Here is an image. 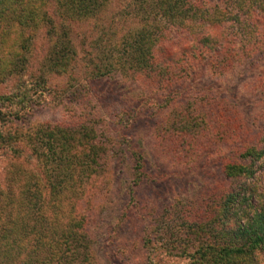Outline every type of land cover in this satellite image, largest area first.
<instances>
[{
	"label": "trees",
	"instance_id": "obj_1",
	"mask_svg": "<svg viewBox=\"0 0 264 264\" xmlns=\"http://www.w3.org/2000/svg\"><path fill=\"white\" fill-rule=\"evenodd\" d=\"M45 1L52 3L56 23L44 17ZM107 1L0 0V18L14 17L17 24L0 31V80L13 77L14 99L23 105L40 102L45 93L38 89L42 82H35L36 76L41 80L35 74L67 73L74 58L71 25L96 18ZM137 2L143 24L128 35L130 41L123 42L124 55L154 83L177 85L188 76L186 70L192 71L203 61L218 74L252 60L264 61V0ZM151 11L164 22L159 30L151 31L146 23ZM38 24L44 26L49 45L32 74L24 56L30 39L26 30ZM171 29L178 40L168 43ZM256 81V89L264 95V67ZM183 107L184 111L178 108L165 120L159 141L166 144L172 161L182 166L207 157L213 145L231 143L230 153L219 155L228 185L200 199L170 205L160 213L150 208L140 242L145 264H254L255 252L264 248V122L251 142L242 119L227 105L200 96ZM5 140L11 139L0 131V143ZM27 142L41 166L42 184H35L30 194L28 189L21 190L18 201L6 190L0 205V264H72L79 258L73 263L88 264L91 237L83 206L77 201L85 195L88 181L105 171L112 142L95 117L84 116L67 123L42 124ZM35 207L37 214L32 211ZM43 229L48 238L42 243L34 235ZM30 235L27 251L23 239ZM39 246L47 249L41 263L35 260ZM23 249L25 256L19 257Z\"/></svg>",
	"mask_w": 264,
	"mask_h": 264
},
{
	"label": "rangeland",
	"instance_id": "obj_2",
	"mask_svg": "<svg viewBox=\"0 0 264 264\" xmlns=\"http://www.w3.org/2000/svg\"><path fill=\"white\" fill-rule=\"evenodd\" d=\"M137 5V0H108L96 18L72 24L69 39L74 58L67 73L35 74L41 79L36 76L35 82H42L38 89L45 93L40 102L23 105L12 94L16 86L13 77L0 80V131L11 139L0 143V205L6 190L12 200L18 201L21 190L28 189L30 194L35 184H42L41 166L30 154L27 142L40 125L95 117L112 142L113 152L107 158L105 171L93 182L88 181L85 195L77 201L83 206L91 237L88 264H145L140 242L150 208L160 213L170 205L227 188L219 155H228L231 143L213 145L207 157L182 166L172 161L166 144L159 141V129L178 108L184 111L182 106L194 97L219 101L242 119L251 142L264 122V95L256 89L264 61L252 60L220 74L208 69L203 61L192 71L186 70L188 76L170 87L144 76L142 69L124 55L123 42L130 41L128 35L143 24ZM52 7L50 1H45L42 11L45 18L56 23ZM151 14L152 11L147 14L146 21L151 31L161 29L163 20ZM11 25L17 26L14 17L0 18V31ZM26 32L30 39L24 56L33 74L48 49L49 36L42 24ZM168 33V43L174 42V29ZM3 97L8 99L4 101ZM33 98L37 99L36 95ZM175 105H179L176 110ZM23 209L27 212L26 207ZM36 209L32 211L37 214ZM1 221L0 217V224ZM34 236L42 243L48 238L45 229ZM30 238L33 236L23 239V248L28 243L27 251ZM13 244L18 245L16 241ZM46 251V247L39 246L35 260L41 263ZM25 252L23 249L19 257ZM79 261L80 258L73 262ZM254 264H264V248L255 252Z\"/></svg>",
	"mask_w": 264,
	"mask_h": 264
}]
</instances>
